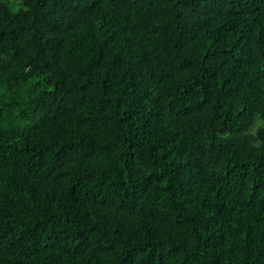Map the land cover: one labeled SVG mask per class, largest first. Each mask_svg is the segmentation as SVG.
<instances>
[{
  "label": "trees",
  "instance_id": "1",
  "mask_svg": "<svg viewBox=\"0 0 264 264\" xmlns=\"http://www.w3.org/2000/svg\"><path fill=\"white\" fill-rule=\"evenodd\" d=\"M0 0V264H264V0Z\"/></svg>",
  "mask_w": 264,
  "mask_h": 264
},
{
  "label": "rangeland",
  "instance_id": "2",
  "mask_svg": "<svg viewBox=\"0 0 264 264\" xmlns=\"http://www.w3.org/2000/svg\"><path fill=\"white\" fill-rule=\"evenodd\" d=\"M4 2H6L7 4H9L10 6L13 4L12 0H4Z\"/></svg>",
  "mask_w": 264,
  "mask_h": 264
}]
</instances>
